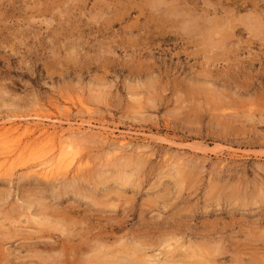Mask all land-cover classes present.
Segmentation results:
<instances>
[{"label":"rangeland","instance_id":"rangeland-1","mask_svg":"<svg viewBox=\"0 0 264 264\" xmlns=\"http://www.w3.org/2000/svg\"><path fill=\"white\" fill-rule=\"evenodd\" d=\"M7 125L79 155L0 156V264H264V0H0Z\"/></svg>","mask_w":264,"mask_h":264},{"label":"bare ground","instance_id":"bare-ground-1","mask_svg":"<svg viewBox=\"0 0 264 264\" xmlns=\"http://www.w3.org/2000/svg\"><path fill=\"white\" fill-rule=\"evenodd\" d=\"M179 1V0H178ZM173 12V11H172ZM255 20V19H254ZM255 25V24H254ZM212 26V25H211ZM220 26V25H219ZM202 27L203 28H205L204 27V25H202ZM210 27V26H209ZM223 27V26H222ZM207 28V27H206ZM211 28H213V27H211ZM216 28V27H215ZM221 28V27H220ZM192 30V29H191ZM214 30V29H213ZM227 31V30H226ZM200 32V31H199ZM198 34V33H197ZM204 35V34H203ZM213 36H214V34H213ZM212 36V37H213ZM218 36V35H217ZM204 37H206V35L204 36ZM215 40V39H214ZM221 43V42H220ZM214 45V44H213ZM216 45V44H215ZM208 48H210V47H208ZM83 106V105H82ZM86 109H88V108H86ZM89 110V109H88ZM87 110V111H88ZM91 111V110H90ZM36 118H41V117H39L38 115L37 116H35ZM237 117V116H236ZM12 124V123H11ZM79 126V125H78ZM1 128V127H0ZM34 128V127H33ZM33 128H31V126H29V127H27V126H19V125H7V127L6 126H4L2 129H0V156H2V158L4 159V160H12V159H14V158H25V157H27L26 159L28 160L30 157H31V160L32 161H35L34 163L29 159L28 161L31 163V164H34V165H31L30 166V170L32 171V175H33V177L35 176V179L38 177V178H40V179H44V180H47L48 181V179H52V178H55L57 175H59L60 174V172L61 171H63V169L65 168V162H67V160L69 159V158H73V157H75L76 155H79L78 153H73V151L75 152V149H73V147H72V142H68L66 139H68L70 136H71V134H69V133H66V134H68V138H64L63 139V137H61V138H59L58 137V135H57V133H50L49 131H47V130H39L40 131V135H39V137L37 138V139H31V135H33V132H34V130L36 129H33ZM80 128V127H79ZM45 129V128H44ZM47 129V128H46ZM75 130V129H74ZM106 130V129H105ZM37 131V130H36ZM70 131H72V130H70ZM73 132V131H72ZM35 133V132H34ZM64 133V132H63ZM62 132H61V134H63ZM75 133V132H74ZM102 133V132H101ZM31 134V135H30ZM60 134V135H61ZM30 135V136H29ZM62 136V135H61ZM74 136V135H73ZM66 137V136H65ZM56 140H59V143L58 144H56ZM69 140V139H68ZM125 142V141H124ZM123 141L121 142L120 141V143H124ZM49 144V145H48ZM124 144H126V143H124ZM129 144V143H128ZM74 145H77V144H74ZM121 145V144H120ZM48 146H50V147H48ZM127 146V145H126ZM75 147V146H74ZM77 148V147H76ZM79 149V148H78ZM77 150V149H76ZM79 151V150H78ZM115 151V150H114ZM82 156V155H81ZM2 160V159H1ZM69 160H71V159H69ZM136 160V159H135ZM74 161H75V158H73L72 159V161L70 162L71 164L72 163H74ZM84 161H79L78 162V164H77V170H81V169H83L82 167L83 166H85L86 165V163H83ZM68 164V163H67ZM89 164V163H88ZM26 165V164H25ZM27 165H28V163H27ZM88 166V165H87ZM141 166V165H140ZM67 167L69 168L70 166H68L67 165ZM89 167V166H88ZM90 168V167H89ZM222 168V167H221ZM37 169V170H36ZM67 169V168H66ZM65 169V170H66ZM85 169V168H84ZM64 170V171H65ZM71 170V169H70ZM69 170V171H70ZM89 170V169H88ZM71 171H73V170H71ZM76 172V171H75ZM62 173V172H61ZM65 173V172H64ZM63 173V174H64ZM67 173H68V171H67ZM71 173V172H70ZM74 173V172H73ZM77 173V172H76ZM76 173H74L73 175H76ZM88 174V173H87ZM26 175H28V174H26ZM84 175H86L85 173H84ZM29 176V175H28ZM66 176V175H65ZM66 177H68V176H66ZM73 177V176H72ZM31 178V177H30ZM69 178V177H68ZM74 178V177H73ZM77 179V178H76ZM83 179V178H82ZM43 180V181H44ZM65 180V179H64ZM68 180V179H67ZM81 180V178L78 180L77 179V182L78 181H80ZM62 181V180H61ZM82 181V180H81ZM80 181V182H81ZM37 182V181H36ZM38 182H41V181H38ZM63 182V181H62ZM51 183V182H50ZM59 183H60V181H59ZM70 185V184H69ZM53 186V185H52ZM51 187V186H50ZM55 187H57V188H55ZM55 187H54V189L55 190H57V192H58V188L60 187H58V186H56L55 185ZM73 188L72 190L74 191V188L76 187V186H74L73 187V184H71L70 186H67L66 188ZM78 187H79V185H78ZM79 189V188H78ZM53 190V189H52ZM77 190V189H76ZM70 191V190H69ZM56 192V191H55ZM76 192V191H75ZM71 193V192H70ZM62 193H60V195H61ZM72 194V193H71ZM68 196V195H67ZM57 197H58V195H57ZM232 202V201H231ZM42 211V210H41ZM38 215V214H37ZM31 216V215H30ZM32 217H33V215H32ZM31 217V218H32ZM43 217V216H42ZM42 217H36V219L37 218H39V219H41ZM46 218H48V217H45V219ZM69 218V217H68ZM35 219V218H34ZM43 219V218H42ZM44 220V219H43ZM63 220H65V219H63ZM67 220V219H66ZM38 221V220H37ZM36 221V222H37ZM68 221V220H67ZM66 222V221H65ZM61 223V222H60ZM76 223V222H75ZM38 224V223H37ZM59 224V223H58ZM65 224V223H64ZM73 224V223H72ZM82 224V223H81ZM61 225V224H60ZM74 225V224H73ZM76 225V224H75ZM69 227L71 226V224L70 225H68ZM84 226V225H83ZM40 227H42V226H40ZM55 227V226H54ZM62 227V226H61ZM77 227V226H76ZM75 227V228H76ZM82 227V226H81ZM67 228V227H66ZM73 228H74V226H73ZM74 228V229H75ZM65 230V229H64ZM63 230V231H64ZM69 230H70V228H69ZM39 231V230H38ZM37 231V232H38ZM44 231V230H43ZM73 231V230H72ZM70 232V231H68V233L67 234H73V232ZM67 232V231H66ZM70 232V233H69ZM76 232V231H75ZM78 232V231H77ZM39 233H40V231H39ZM43 233V232H42ZM79 233V232H78ZM175 233H178V232H175ZM76 234V233H75ZM174 234V233H173ZM179 234V233H178ZM80 235V234H79ZM82 235V234H81ZM172 235V234H171ZM175 235V234H174ZM173 235V236H174ZM177 235V234H176ZM182 235V234H181ZM185 235V234H184ZM184 235H183V237H184ZM73 236V235H72ZM180 236V235H179ZM178 236V237H179ZM186 236H187V234H186ZM43 237V236H42ZM64 237V236H63ZM69 237V236H68ZM77 236H73V238L75 239ZM79 237V236H78ZM81 237V236H80ZM182 237V236H181ZM188 237V236H187ZM172 238V237H171ZM51 239H53V238H51ZM64 239V238H63ZM186 239V238H185ZM171 240V239H170ZM37 241V240H36ZM68 241V240H67ZM172 241V240H171ZM177 241V240H176ZM175 241V242H176ZM221 241V240H220ZM38 242V241H37ZM55 242V241H54ZM53 242V243H54ZM169 242V241H168ZM74 243V242H73ZM87 243V242H86ZM186 243V242H185ZM188 243V242H187ZM118 244V243H117ZM168 244V243H167ZM166 244V245H167ZM172 244V243H171ZM176 244V243H175ZM177 244H178V242H177ZM184 244V243H183ZM37 246V245H36ZM54 246V245H53ZM178 246V245H177ZM180 246H182V245H180ZM188 246V245H187ZM51 247V246H50ZM73 247V246H72ZM175 247V246H174ZM190 247V246H189ZM54 248H56V247H54ZM130 248V247H129ZM131 249V248H130ZM172 249H175L176 250V248H172ZM178 249V248H177ZM179 249H181L180 247H179ZM185 249V248H184ZM195 249H196V247H195ZM53 250V249H52ZM183 250V249H182ZM192 250V249H191ZM135 251V250H134ZM187 250H185V253H188V252H186ZM190 251V250H189ZM193 251V250H192ZM192 251H190V252H192ZM197 252H199L198 250H196ZM166 252V251H165ZM136 253H139L138 251L136 252ZM192 253H195L194 251L192 252ZM203 253V252H202ZM168 254V253H167ZM178 254V253H177ZM176 254V255H177ZM205 254V253H204ZM70 255V254H69ZM129 255V254H128ZM166 255V254H165ZM184 255V254H183ZM187 255V254H186ZM196 255V254H195ZM210 255V254H209ZM83 256V255H82ZM107 256V255H106ZM105 256V257H106ZM110 256L111 255H109V259H110ZM113 256H114V254H113ZM122 256V255H121ZM171 256V255H170ZM178 256V255H177ZM180 256H182L181 255V253H180ZM188 256V255H187ZM192 255H190V257H191ZM208 256V255H207ZM117 257V256H116ZM135 257H138V256H135ZM176 257V256H175ZM196 257V256H195ZM197 257H198V255H197ZM201 257H203V256H201ZM122 258H123V256H122ZM121 258V259H122ZM153 258V257H152ZM151 258V259H152ZM158 258V257H157ZM157 258H153L154 260H157ZM167 258V257H166ZM192 258H193V256H192ZM199 258L200 257H198V258H196L198 261H199ZM210 258H212V256H210ZM103 259H105L104 257H103ZM124 259V258H123ZM128 259V257L126 258V260ZM129 259H131V258H129ZM161 259H164V258H162L161 257ZM168 259V258H167ZM174 259V258H173ZM182 259H183V257H182ZM191 259V258H190ZM115 260V259H114ZM113 260V261H114ZM142 260V259H141ZM158 260H160V259H158ZM170 260V259H169ZM175 260H177V259H174V261ZM193 260H195V258H193ZM196 260V261H197ZM200 260H201V258H200ZM212 260V259H211ZM102 261H104V260H102ZM101 261V263H103ZM108 261V260H107ZM109 261H111V260H109ZM129 261V260H128ZM133 261H135V260H133ZM151 261V260H150ZM161 261V260H160ZM163 261V260H162ZM171 261H172V259H171ZM178 261V260H177ZM181 261V260H180ZM183 261V260H182ZM181 261V262H182ZM203 261V260H202ZM209 261V260H208ZM207 260H206V262H208ZM213 261V260H212ZM106 262V261H105ZM117 262V261H116ZM119 262H121L120 260H119ZM130 262V261H129ZM136 262V261H135ZM141 262V261H140ZM139 262V263H140ZM148 262V261H147ZM156 262V261H155ZM155 262H152L153 264L155 263ZM193 262H195V261H193ZM115 263V262H114ZM123 263V262H122ZM132 264H134L133 262H131ZM144 263H145V261H144ZM161 264L163 263L164 264V262H160ZM172 263H174V262H172ZM188 263V262H187ZM191 263V262H190ZM198 263V262H197ZM202 263V262H201ZM2 264V263H1ZM104 264V263H103ZM107 264H111V263H107ZM143 264V263H142ZM149 264H151V263H149ZM156 264H157V262H156ZM181 264H183V262L181 263ZM186 264V263H185ZM189 264V263H188ZM199 264H200V262H199ZM203 264V263H202ZM205 264V263H204ZM207 264V263H206Z\"/></svg>","mask_w":264,"mask_h":264}]
</instances>
